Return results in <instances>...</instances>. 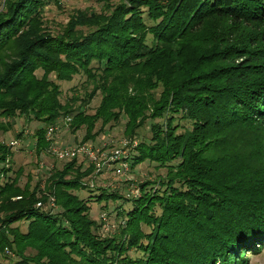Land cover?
<instances>
[{
  "label": "trees",
  "instance_id": "trees-1",
  "mask_svg": "<svg viewBox=\"0 0 264 264\" xmlns=\"http://www.w3.org/2000/svg\"><path fill=\"white\" fill-rule=\"evenodd\" d=\"M101 1L55 34L43 11L61 0L4 1L0 132L19 115L42 123L40 157L60 118L85 129L82 143L124 119L129 167L166 173L127 196L91 183L97 166L79 154L31 188L0 141V264H246L241 251L264 245V0ZM76 75L84 94L64 101ZM94 201L117 212V232H99Z\"/></svg>",
  "mask_w": 264,
  "mask_h": 264
},
{
  "label": "rangeland",
  "instance_id": "rangeland-1",
  "mask_svg": "<svg viewBox=\"0 0 264 264\" xmlns=\"http://www.w3.org/2000/svg\"><path fill=\"white\" fill-rule=\"evenodd\" d=\"M5 0H0V7L4 3ZM118 0H113V2H117ZM104 5L103 1L99 0H61V3L58 4L56 2H51L50 4L45 6L44 8V21L45 26L53 33H61L65 24L69 22V18L71 14L75 13L76 10L79 9H94L100 10ZM38 76H42L43 71H37ZM51 77L54 78L53 75ZM83 75H76L71 81L69 82H61L62 89H63V100L65 101L68 97L71 98L72 95L82 96L84 94V86L85 80ZM101 99V95L98 94L93 101L87 105L88 111L93 113L95 111L96 106L99 105ZM25 115H19L16 119V123H14L13 129L0 132V141H4L7 144H11L14 146L16 151L13 171L11 173L12 176L19 174L18 183L22 186L29 184L31 188L34 185H40V188H44L46 184V177L50 174L49 172L52 171L54 168H60L64 166L67 160L58 159L50 150L43 153L40 157H38L34 151V143L36 142V137H34L35 130L39 128L42 123H39L35 119L31 120V122L26 121ZM68 118H60L59 122L55 125L57 128L55 132L50 135L53 139L54 145L58 147L59 145L62 146H73V145H80L82 144V140L85 136V129H80L77 133H72ZM124 124L125 120L121 119L120 122L114 123L112 128L107 126L106 132H101L100 135L93 141L87 140L90 144L94 145L95 149H100L103 141L107 142L105 151L114 150L115 147L120 146V141L126 139L127 141L131 138L126 137L123 135L124 131ZM19 131H22V136H17ZM142 134L146 137L150 136L151 132L149 127H144L142 129ZM123 138V139H122ZM86 142V143H87ZM53 145V146H54ZM82 159V158H81ZM86 161L83 162L85 165L90 162L88 158L85 159ZM96 161V160H95ZM95 165V162H93ZM104 165V164H103ZM2 164L0 163V168ZM20 168V170H19ZM19 170V172H18ZM166 173V168L163 167H156V165L150 161H144L141 164L136 165L134 168L130 165L124 174H118L114 167L104 165L102 170L96 172V174L91 175L90 181L95 186H105V188L118 190L119 193L123 195H130V194H137L138 189L141 182L144 180H154L157 178L158 174L164 175ZM140 191V190H139ZM81 192V193H80ZM78 192L80 196H85V191ZM141 193V191H140ZM89 194V193H88ZM19 198V197H17ZM51 199V198H50ZM54 209L58 210V206L56 205L55 198ZM92 205V218L97 220L98 223H101L100 216L105 212L108 217L107 221L101 225L99 232L101 234H113L118 231V225L120 219H118L117 212H109L104 205H101L100 202L94 201L90 203ZM110 206L113 205V202L109 203ZM126 207H130L129 204ZM109 208V207H108ZM131 208V207H130ZM109 213V214H108ZM109 225V227H108ZM27 224L21 222V227L26 229ZM140 251L132 248L129 251L130 255L138 256L140 255ZM4 260L0 256V261Z\"/></svg>",
  "mask_w": 264,
  "mask_h": 264
},
{
  "label": "built area",
  "instance_id": "built-area-1",
  "mask_svg": "<svg viewBox=\"0 0 264 264\" xmlns=\"http://www.w3.org/2000/svg\"><path fill=\"white\" fill-rule=\"evenodd\" d=\"M68 120H70V118H68ZM56 126H50L48 128V137L49 139H52V137L50 135H52L55 130H56ZM129 140L127 141L126 139L120 141V146L119 147H115L114 150H109V151H105L107 147L106 143L104 142L102 143L100 149H95L94 145L90 144V142L87 143H82L80 145H73V146H67V147H62V146H58L56 147L55 145L53 147H51L49 150L52 151L56 157L58 159H70V158H74V156H78L79 154H84L85 157L87 156V158L89 157L90 160L92 162H95L96 164V168H97V172L101 171L104 165H108V166H112L115 168L116 172H118V174H124L125 170L129 167L128 161H127V154H128V145H129ZM133 145L137 144V140L133 141ZM11 144H14L13 142H11ZM96 160V161H95ZM104 164V165H103ZM138 193H140L139 189H138ZM135 194V195H138ZM37 205H41V201L38 202ZM50 205L52 208L56 207L54 205V199L53 197H51L50 199V203L48 204ZM107 214L105 212H103V214H101V219L102 221H107L108 217H106ZM109 227V225H108Z\"/></svg>",
  "mask_w": 264,
  "mask_h": 264
},
{
  "label": "clouds",
  "instance_id": "clouds-1",
  "mask_svg": "<svg viewBox=\"0 0 264 264\" xmlns=\"http://www.w3.org/2000/svg\"><path fill=\"white\" fill-rule=\"evenodd\" d=\"M258 251L242 250L241 259L246 264H264V245H257Z\"/></svg>",
  "mask_w": 264,
  "mask_h": 264
}]
</instances>
